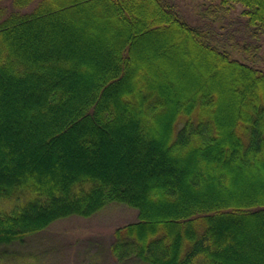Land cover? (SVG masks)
Masks as SVG:
<instances>
[{"label": "trees", "instance_id": "trees-1", "mask_svg": "<svg viewBox=\"0 0 264 264\" xmlns=\"http://www.w3.org/2000/svg\"><path fill=\"white\" fill-rule=\"evenodd\" d=\"M209 1L242 5L246 26L264 34V0ZM101 26L110 40L95 33ZM215 41L167 0H12L2 9L0 256L57 222L123 205L137 218L114 233L109 251L120 262L264 264V196L246 200L233 187L253 188L243 179L264 173V70ZM149 42L169 48L151 63L189 60L211 70L210 82L236 71L232 109L222 82L192 79L181 97L143 78L138 51Z\"/></svg>", "mask_w": 264, "mask_h": 264}, {"label": "rangeland", "instance_id": "rangeland-1", "mask_svg": "<svg viewBox=\"0 0 264 264\" xmlns=\"http://www.w3.org/2000/svg\"><path fill=\"white\" fill-rule=\"evenodd\" d=\"M167 1L175 5L181 16L192 26L211 30L216 38V44L221 49L230 52L233 58L264 70V34L254 32L253 29L246 26V17L243 16L244 7L242 5H234L220 10L216 8L220 7L218 2L209 0ZM11 3L12 0L0 2V13L4 8L9 11ZM70 18L73 23L80 20V17L75 15L69 16ZM85 28V32L81 33L84 36L86 33H91V28ZM103 28L99 27L94 31L98 35L103 33L105 39L110 40V35L108 36V32L106 33L104 30L106 28ZM74 34L79 35L78 33ZM143 47V50L138 51L147 59L145 66L140 70L143 78L165 83L167 89L172 93L175 91L179 93L187 82H192V79L198 81V84H204V87H216L219 82H222L221 85H225V88L222 86L220 98L225 109H232L231 105L229 107L230 97L239 94L235 82L239 74L236 71L228 68L229 73L226 76L218 78V82L215 80L210 82L211 70L206 69L205 74L200 73L202 70L195 68L186 59L189 56L187 51H184L182 55L188 60L183 62L185 64L175 62L172 65L164 59L155 63L149 61L156 60L155 54H164L169 49L167 45L149 42ZM243 47H248L251 52H241ZM86 49H89L88 46ZM170 65H172L171 69ZM90 70L94 71L93 68ZM188 71L192 72V77L191 75L188 77ZM192 88L193 86L188 89ZM247 89H249L247 93L254 90L251 86ZM190 94L189 91H186L179 93V96L184 97ZM243 181L251 182L253 187H247L246 183H234L233 187L241 193L243 198L251 199L253 196L249 195L251 191H254L253 193L256 191L264 196V173L262 174V171L259 179L245 177ZM136 218L137 213L134 210L123 205H110L90 219L73 217L57 222L46 230L41 237H36L24 245L10 247L6 256H0V264H142L132 259L120 262L109 251L116 229L135 221Z\"/></svg>", "mask_w": 264, "mask_h": 264}]
</instances>
